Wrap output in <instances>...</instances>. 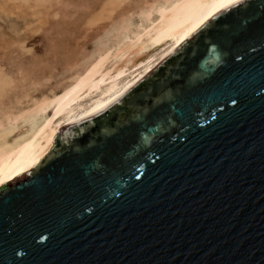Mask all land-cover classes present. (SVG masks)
Listing matches in <instances>:
<instances>
[{
	"label": "water",
	"instance_id": "95a60500",
	"mask_svg": "<svg viewBox=\"0 0 264 264\" xmlns=\"http://www.w3.org/2000/svg\"><path fill=\"white\" fill-rule=\"evenodd\" d=\"M0 189V264H264V0L209 18Z\"/></svg>",
	"mask_w": 264,
	"mask_h": 264
},
{
	"label": "bare ground",
	"instance_id": "6f19581e",
	"mask_svg": "<svg viewBox=\"0 0 264 264\" xmlns=\"http://www.w3.org/2000/svg\"><path fill=\"white\" fill-rule=\"evenodd\" d=\"M17 1L38 23L46 21L53 1L62 5L3 0L0 10L11 14L16 6H7ZM240 1L101 0L98 10L83 14V33L76 38L89 39L90 50L75 42L77 52L59 63L46 45L43 51L27 49L23 61H8L6 71L0 66V189L34 170L53 147L57 130L105 109L209 18ZM81 7L90 10L87 2ZM77 11L64 15L72 18ZM46 42L53 47L56 39L48 36Z\"/></svg>",
	"mask_w": 264,
	"mask_h": 264
},
{
	"label": "rangeland",
	"instance_id": "374dc122",
	"mask_svg": "<svg viewBox=\"0 0 264 264\" xmlns=\"http://www.w3.org/2000/svg\"><path fill=\"white\" fill-rule=\"evenodd\" d=\"M61 1V6L55 5V1L52 2L49 10L50 15L46 16V21L41 23H38L36 18L31 17V15L29 16L28 14L31 12L27 9V6L24 3L23 5L19 4L18 1L16 4H8V8L10 6L15 8L16 6L13 12H10L11 14L0 10V66L4 68L3 70L6 71L8 61L14 63V61L10 60L23 61L27 49L43 51L48 45L50 47L49 53L54 54L58 62V58L69 54L71 55L69 57H72L75 51L77 52V49L74 50L76 48L74 43L76 38H80L83 33L80 28L85 24L82 23L83 18H85L83 14L86 12L94 13L95 10H98L101 0ZM84 2H87V5L90 6L89 11L81 7ZM1 3H3V0H0ZM30 4L32 5L33 3L30 2ZM19 5L22 6V11L17 9ZM76 8L78 11L74 17L67 18L65 16L76 11ZM48 36L50 39H56L55 46L51 47V44L46 42ZM32 37L34 38L32 39ZM76 43L88 50L91 49L89 39L79 40Z\"/></svg>",
	"mask_w": 264,
	"mask_h": 264
}]
</instances>
